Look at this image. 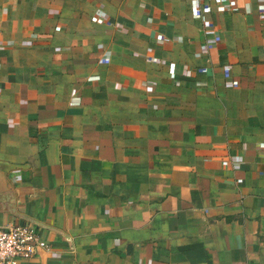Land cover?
<instances>
[{
  "label": "crops",
  "instance_id": "obj_1",
  "mask_svg": "<svg viewBox=\"0 0 264 264\" xmlns=\"http://www.w3.org/2000/svg\"><path fill=\"white\" fill-rule=\"evenodd\" d=\"M191 5L0 0V227L46 245L22 264H264V0Z\"/></svg>",
  "mask_w": 264,
  "mask_h": 264
},
{
  "label": "built area",
  "instance_id": "obj_2",
  "mask_svg": "<svg viewBox=\"0 0 264 264\" xmlns=\"http://www.w3.org/2000/svg\"><path fill=\"white\" fill-rule=\"evenodd\" d=\"M221 1L192 0V15L198 20L203 15L210 13L212 3L219 5ZM258 8L259 10L264 9L263 6H259ZM91 19L96 23L102 22L105 25H111L110 20H107L105 14L95 15ZM166 76L169 79H175L176 73L173 63L168 65ZM260 147L264 148V144L261 143ZM45 247L46 245L41 239L37 227L31 223L11 224L0 227V264H22L30 261L36 256L38 249Z\"/></svg>",
  "mask_w": 264,
  "mask_h": 264
},
{
  "label": "water",
  "instance_id": "obj_3",
  "mask_svg": "<svg viewBox=\"0 0 264 264\" xmlns=\"http://www.w3.org/2000/svg\"><path fill=\"white\" fill-rule=\"evenodd\" d=\"M26 223H31L32 224V221L30 220V219H28V218H26V217H23L22 218Z\"/></svg>",
  "mask_w": 264,
  "mask_h": 264
}]
</instances>
